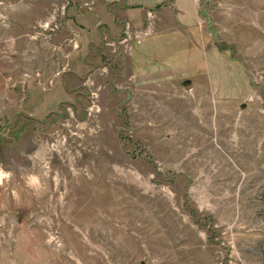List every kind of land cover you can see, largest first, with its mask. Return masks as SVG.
<instances>
[{
    "label": "rangeland",
    "instance_id": "obj_1",
    "mask_svg": "<svg viewBox=\"0 0 264 264\" xmlns=\"http://www.w3.org/2000/svg\"><path fill=\"white\" fill-rule=\"evenodd\" d=\"M198 1L215 99L130 80L153 10L0 0V264H264V0Z\"/></svg>",
    "mask_w": 264,
    "mask_h": 264
},
{
    "label": "crops",
    "instance_id": "obj_2",
    "mask_svg": "<svg viewBox=\"0 0 264 264\" xmlns=\"http://www.w3.org/2000/svg\"><path fill=\"white\" fill-rule=\"evenodd\" d=\"M131 1L135 12L153 10L154 19L150 30H140L136 40L129 43L130 80L142 85L138 88L177 82L183 86L201 88L203 81L206 88L212 91L213 99L217 98V74L221 67L216 58L220 52L202 32L199 1ZM117 24L121 25L113 17L112 24H107L104 34L117 30Z\"/></svg>",
    "mask_w": 264,
    "mask_h": 264
}]
</instances>
